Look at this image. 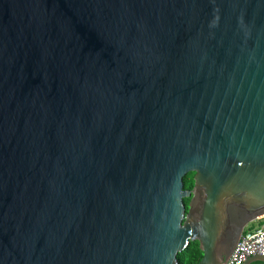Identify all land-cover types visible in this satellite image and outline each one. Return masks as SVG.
Returning <instances> with one entry per match:
<instances>
[{
    "label": "water",
    "instance_id": "water-1",
    "mask_svg": "<svg viewBox=\"0 0 264 264\" xmlns=\"http://www.w3.org/2000/svg\"><path fill=\"white\" fill-rule=\"evenodd\" d=\"M263 214L264 0H0V264H225Z\"/></svg>",
    "mask_w": 264,
    "mask_h": 264
},
{
    "label": "built area",
    "instance_id": "built-area-1",
    "mask_svg": "<svg viewBox=\"0 0 264 264\" xmlns=\"http://www.w3.org/2000/svg\"><path fill=\"white\" fill-rule=\"evenodd\" d=\"M255 220L258 221L256 225L248 223L241 232L226 256L225 264H242L250 255L264 254V214Z\"/></svg>",
    "mask_w": 264,
    "mask_h": 264
},
{
    "label": "trees",
    "instance_id": "trees-1",
    "mask_svg": "<svg viewBox=\"0 0 264 264\" xmlns=\"http://www.w3.org/2000/svg\"><path fill=\"white\" fill-rule=\"evenodd\" d=\"M183 183L185 188H190L193 185V171H187L183 175ZM189 197H184L183 200L187 205ZM202 255V250L199 248L196 239H190L189 242L177 252L178 264H196Z\"/></svg>",
    "mask_w": 264,
    "mask_h": 264
},
{
    "label": "rangeland",
    "instance_id": "rangeland-1",
    "mask_svg": "<svg viewBox=\"0 0 264 264\" xmlns=\"http://www.w3.org/2000/svg\"><path fill=\"white\" fill-rule=\"evenodd\" d=\"M258 223V221L257 220H254V221H251L249 224L250 225H256ZM246 228V226L244 227V229Z\"/></svg>",
    "mask_w": 264,
    "mask_h": 264
},
{
    "label": "flooded vegetation",
    "instance_id": "flooded-vegetation-1",
    "mask_svg": "<svg viewBox=\"0 0 264 264\" xmlns=\"http://www.w3.org/2000/svg\"><path fill=\"white\" fill-rule=\"evenodd\" d=\"M192 187V186H191ZM189 200V199H188ZM188 203V202H187Z\"/></svg>",
    "mask_w": 264,
    "mask_h": 264
}]
</instances>
